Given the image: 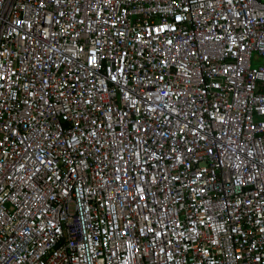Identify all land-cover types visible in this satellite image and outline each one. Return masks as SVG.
<instances>
[{
	"label": "built area",
	"instance_id": "2783aa9c",
	"mask_svg": "<svg viewBox=\"0 0 264 264\" xmlns=\"http://www.w3.org/2000/svg\"><path fill=\"white\" fill-rule=\"evenodd\" d=\"M264 0H0V264H264Z\"/></svg>",
	"mask_w": 264,
	"mask_h": 264
},
{
	"label": "rangeland",
	"instance_id": "374dc122",
	"mask_svg": "<svg viewBox=\"0 0 264 264\" xmlns=\"http://www.w3.org/2000/svg\"><path fill=\"white\" fill-rule=\"evenodd\" d=\"M261 64H264V58L257 57L256 54H253L250 61V66L256 67L257 65H261Z\"/></svg>",
	"mask_w": 264,
	"mask_h": 264
}]
</instances>
